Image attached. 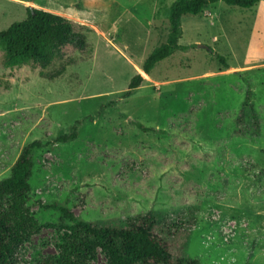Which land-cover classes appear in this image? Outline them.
Returning <instances> with one entry per match:
<instances>
[{
    "label": "rangeland",
    "instance_id": "374dc122",
    "mask_svg": "<svg viewBox=\"0 0 264 264\" xmlns=\"http://www.w3.org/2000/svg\"><path fill=\"white\" fill-rule=\"evenodd\" d=\"M174 1L0 0V31L24 20L31 6L86 25L89 45L86 53L66 48L46 70L7 67L0 48V181L26 145L44 143L27 205L40 231L23 246L24 264L58 255L71 223L44 208L55 204L83 221L114 226L192 205V257L264 264V0L252 8L220 1L183 17L179 43L186 48L124 97L146 58L166 42ZM62 64L61 76L45 77ZM248 88L261 134L239 137L236 118ZM77 120L78 139L56 143ZM107 260L99 252L92 264Z\"/></svg>",
    "mask_w": 264,
    "mask_h": 264
},
{
    "label": "trees",
    "instance_id": "16d2710c",
    "mask_svg": "<svg viewBox=\"0 0 264 264\" xmlns=\"http://www.w3.org/2000/svg\"><path fill=\"white\" fill-rule=\"evenodd\" d=\"M220 1L233 7L252 8L262 0H175L168 12L170 28L166 42L146 58L142 73L132 77L124 97L141 87L145 76L159 62L186 48L179 43L183 35L182 18L198 16ZM85 30L86 25L80 22L30 6L24 20L0 31L4 63L10 68L34 65L46 70L62 58L66 48L73 47L82 53L89 51ZM218 58L227 67L225 59ZM67 65L62 64L55 75L45 74V77L49 80L58 78ZM252 97L248 88L236 118L234 133L239 137L261 134V121ZM87 119L92 121V116ZM81 123L82 120L75 121L70 133L57 137L56 143L77 140ZM135 124L144 132L154 131L141 123ZM43 146L41 140L26 145L10 174L0 181V264H24L23 246L40 231L27 205L31 198L36 152ZM44 208L58 211L71 226L58 246L57 256H44L31 264H92L99 252L106 255V264H202L188 252L197 215V207L192 205L180 212L160 214L150 211L137 215L129 218L124 226L83 221L65 206L55 204Z\"/></svg>",
    "mask_w": 264,
    "mask_h": 264
},
{
    "label": "crops",
    "instance_id": "0c3cea01",
    "mask_svg": "<svg viewBox=\"0 0 264 264\" xmlns=\"http://www.w3.org/2000/svg\"><path fill=\"white\" fill-rule=\"evenodd\" d=\"M52 12V11H51Z\"/></svg>",
    "mask_w": 264,
    "mask_h": 264
}]
</instances>
